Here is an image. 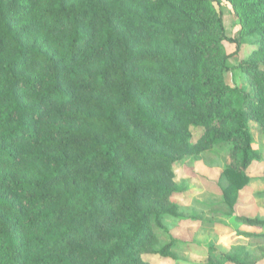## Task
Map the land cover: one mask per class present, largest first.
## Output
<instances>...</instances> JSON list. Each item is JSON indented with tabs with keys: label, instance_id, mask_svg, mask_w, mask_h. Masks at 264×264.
<instances>
[{
	"label": "trees",
	"instance_id": "trees-1",
	"mask_svg": "<svg viewBox=\"0 0 264 264\" xmlns=\"http://www.w3.org/2000/svg\"><path fill=\"white\" fill-rule=\"evenodd\" d=\"M224 1L234 36L222 0H0V264L176 259L158 232L196 216L171 200L174 164L216 145L224 205L264 228L235 213L264 165L249 126L264 127V0ZM242 43L254 47L230 86ZM207 250L204 264L264 260V246Z\"/></svg>",
	"mask_w": 264,
	"mask_h": 264
},
{
	"label": "rangeland",
	"instance_id": "rangeland-1",
	"mask_svg": "<svg viewBox=\"0 0 264 264\" xmlns=\"http://www.w3.org/2000/svg\"><path fill=\"white\" fill-rule=\"evenodd\" d=\"M221 9L224 11L227 35L234 36L238 23L231 12V4L222 0ZM224 44L229 53L235 49L234 44ZM253 47L242 43L237 55L229 59L228 64L233 68L224 73V78L230 86L240 85L238 63ZM249 126L253 140L262 149L264 157V127L255 121H251ZM199 133L200 129H192L193 140ZM228 163L226 150L216 145L202 154L187 155L174 164V181L183 186V191L174 193L171 200L196 217L180 221L165 219L167 231L158 232L159 247L171 238L176 240L172 250L176 259L147 254L144 255L145 260L151 264H204L209 244L223 251L234 245H243L253 254L264 246V228L247 226L237 221L222 201L221 189L225 185L222 171ZM263 169L264 165L261 163L253 164L248 169L251 179L239 192L235 206L237 215L264 219V196H257V193L264 191ZM256 264H264V260Z\"/></svg>",
	"mask_w": 264,
	"mask_h": 264
}]
</instances>
